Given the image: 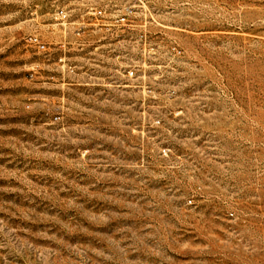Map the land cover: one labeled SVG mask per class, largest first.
Here are the masks:
<instances>
[{
	"label": "rangeland",
	"instance_id": "obj_1",
	"mask_svg": "<svg viewBox=\"0 0 264 264\" xmlns=\"http://www.w3.org/2000/svg\"><path fill=\"white\" fill-rule=\"evenodd\" d=\"M0 264H264V0H0Z\"/></svg>",
	"mask_w": 264,
	"mask_h": 264
}]
</instances>
